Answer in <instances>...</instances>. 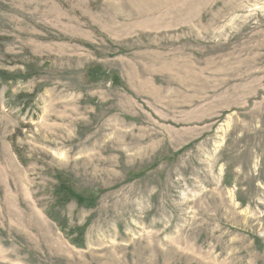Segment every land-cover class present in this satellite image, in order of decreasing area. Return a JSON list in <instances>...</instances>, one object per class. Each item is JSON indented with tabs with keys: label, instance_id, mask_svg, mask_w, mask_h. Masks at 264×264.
Returning a JSON list of instances; mask_svg holds the SVG:
<instances>
[{
	"label": "rangeland",
	"instance_id": "374dc122",
	"mask_svg": "<svg viewBox=\"0 0 264 264\" xmlns=\"http://www.w3.org/2000/svg\"><path fill=\"white\" fill-rule=\"evenodd\" d=\"M0 73V264H264V0H0Z\"/></svg>",
	"mask_w": 264,
	"mask_h": 264
},
{
	"label": "trees",
	"instance_id": "16d2710c",
	"mask_svg": "<svg viewBox=\"0 0 264 264\" xmlns=\"http://www.w3.org/2000/svg\"><path fill=\"white\" fill-rule=\"evenodd\" d=\"M3 79V78H5L6 79V81H8V80H12V79H10L6 74H4V73H0V79ZM68 191V188H67V185L65 184V182H62L61 183V187L59 188V193L60 194H64L65 192H67ZM72 195H73V197L77 200V202L79 203V204H81V205H83V204H86V205H90V206H92L94 203H95V199L92 197V196H90V197H85V196H83V195H77V194H74L73 192H72ZM75 233H78V238H75L74 239V242L77 244V245H83V243H84V232H85V229L84 228H78L77 230H73Z\"/></svg>",
	"mask_w": 264,
	"mask_h": 264
}]
</instances>
